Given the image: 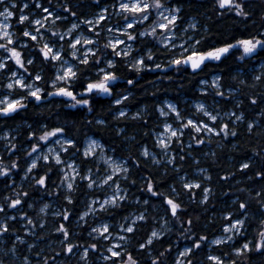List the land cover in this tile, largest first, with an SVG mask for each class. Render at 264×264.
<instances>
[{"label":"clouds","instance_id":"clouds-1","mask_svg":"<svg viewBox=\"0 0 264 264\" xmlns=\"http://www.w3.org/2000/svg\"><path fill=\"white\" fill-rule=\"evenodd\" d=\"M0 264H264V0H0Z\"/></svg>","mask_w":264,"mask_h":264},{"label":"snow or ice","instance_id":"snow-or-ice-1","mask_svg":"<svg viewBox=\"0 0 264 264\" xmlns=\"http://www.w3.org/2000/svg\"><path fill=\"white\" fill-rule=\"evenodd\" d=\"M161 27H165V26H161ZM247 43V42H246ZM92 87V85H89V88H91ZM61 91H64V89H61ZM34 95H38V94H36V93H34ZM225 127H227L226 125H225ZM190 187V186H189ZM170 203H171V201H169ZM14 203H18V201L17 202H14ZM173 211H175V208H173ZM63 227V226H62ZM69 251H71V246H69ZM113 255L115 256V255H117L116 253H113ZM213 259H216L215 257H213Z\"/></svg>","mask_w":264,"mask_h":264},{"label":"trees","instance_id":"trees-1","mask_svg":"<svg viewBox=\"0 0 264 264\" xmlns=\"http://www.w3.org/2000/svg\"><path fill=\"white\" fill-rule=\"evenodd\" d=\"M145 75L148 76V75H151V74L150 73H147ZM95 102H97V103H103L104 102V98L97 97Z\"/></svg>","mask_w":264,"mask_h":264}]
</instances>
